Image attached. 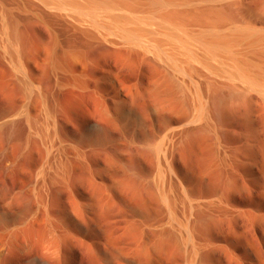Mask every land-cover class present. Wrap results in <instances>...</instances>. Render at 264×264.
<instances>
[{
    "label": "rangeland",
    "instance_id": "obj_1",
    "mask_svg": "<svg viewBox=\"0 0 264 264\" xmlns=\"http://www.w3.org/2000/svg\"><path fill=\"white\" fill-rule=\"evenodd\" d=\"M32 40L46 101L26 104L0 63V264H264V113L248 108L259 133L239 126V109L215 134L230 157L249 161L228 166L213 135L166 133L168 105L153 115L129 104L120 115L92 92L70 101ZM89 58L118 64L99 51Z\"/></svg>",
    "mask_w": 264,
    "mask_h": 264
},
{
    "label": "bare ground",
    "instance_id": "obj_2",
    "mask_svg": "<svg viewBox=\"0 0 264 264\" xmlns=\"http://www.w3.org/2000/svg\"><path fill=\"white\" fill-rule=\"evenodd\" d=\"M34 38L46 51L43 70L70 101L92 92L111 100L120 115L130 113L129 104L153 115L168 105L174 123L166 133H199L203 140L213 135L223 163L247 168L248 159L230 157L215 134L235 121L239 109L247 110L239 126L260 131L248 108L264 113V0H0V63L26 104L33 97L47 100L36 83L39 65L31 64ZM95 51L118 64L92 61ZM124 68L139 73L134 83ZM14 125H6L9 136Z\"/></svg>",
    "mask_w": 264,
    "mask_h": 264
}]
</instances>
